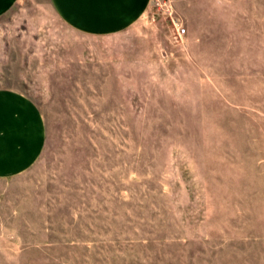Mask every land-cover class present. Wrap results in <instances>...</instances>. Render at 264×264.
Wrapping results in <instances>:
<instances>
[{"label":"rangeland","instance_id":"rangeland-1","mask_svg":"<svg viewBox=\"0 0 264 264\" xmlns=\"http://www.w3.org/2000/svg\"><path fill=\"white\" fill-rule=\"evenodd\" d=\"M169 1L110 38L0 18L47 136L0 184V264H264V0Z\"/></svg>","mask_w":264,"mask_h":264},{"label":"crops","instance_id":"crops-1","mask_svg":"<svg viewBox=\"0 0 264 264\" xmlns=\"http://www.w3.org/2000/svg\"><path fill=\"white\" fill-rule=\"evenodd\" d=\"M26 0H0V18ZM153 0H46L55 18L88 38L123 36L142 21ZM36 6L41 3L33 2ZM46 124L39 107L22 92L0 88V184L14 182L42 158Z\"/></svg>","mask_w":264,"mask_h":264},{"label":"built area","instance_id":"built-area-1","mask_svg":"<svg viewBox=\"0 0 264 264\" xmlns=\"http://www.w3.org/2000/svg\"><path fill=\"white\" fill-rule=\"evenodd\" d=\"M153 3L155 7L163 10L165 13H168V15H171L172 5L169 0H153ZM173 23L176 26L178 36L182 37V35L185 34V29L178 27L174 21Z\"/></svg>","mask_w":264,"mask_h":264}]
</instances>
